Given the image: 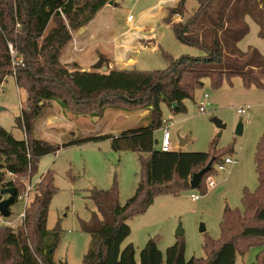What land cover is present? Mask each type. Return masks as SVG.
Returning <instances> with one entry per match:
<instances>
[{
	"label": "trees",
	"instance_id": "obj_1",
	"mask_svg": "<svg viewBox=\"0 0 264 264\" xmlns=\"http://www.w3.org/2000/svg\"><path fill=\"white\" fill-rule=\"evenodd\" d=\"M114 1L0 0V83L13 76L18 88L27 94L16 121L24 131V140H17L0 128V201L3 188L16 189V195L23 192L24 179L35 177L40 159L60 149L35 136L36 125L50 116L49 109L54 103L63 112L77 117L100 118L108 109L125 113L148 111L141 125L116 136L103 135L67 145L109 139L114 151L141 154L140 180L135 194L124 205L119 202L116 182L109 190L91 191L96 212L89 222L81 223L90 235L84 263L235 264L238 252L243 253L254 242H264V135L255 157L257 190H244L242 210H224L222 238L204 243L205 258L187 261L181 236L165 255L156 241L150 239L139 260L133 244H124L131 234V217L144 213L158 195L177 194L191 187L192 176L213 161L211 171L200 181L199 188L206 193V179L214 166L233 151L221 150L214 156L216 149L212 143L208 153L162 152L156 148L155 133L163 127L162 105L173 113H185L184 102L194 98L204 80L219 88L225 80L240 77L245 87H263L264 56L256 49L244 53L238 43L249 32L246 17L259 26V36L264 39V0H196V11L187 19L175 21L174 17H183L185 12L186 0H178L175 7L167 9L164 21L180 43L200 49L203 55H183L178 59L167 56L164 70L109 69V60L103 55L88 71L62 63L63 52L73 35L85 29ZM13 61L20 65L14 67ZM55 191L53 174L48 170L41 176L26 211L25 224L16 229L0 227V264H68L54 260L60 231L47 227ZM258 261L264 264V253Z\"/></svg>",
	"mask_w": 264,
	"mask_h": 264
},
{
	"label": "rangeland",
	"instance_id": "obj_2",
	"mask_svg": "<svg viewBox=\"0 0 264 264\" xmlns=\"http://www.w3.org/2000/svg\"><path fill=\"white\" fill-rule=\"evenodd\" d=\"M176 1L115 0L88 25L86 37H96L95 43L106 38L114 46H119L127 54L125 58L134 60V63L124 60L123 66L133 65L132 68L137 71L164 70L167 68V56L174 59L183 55L202 56L200 49L180 43L172 28L164 21L167 9L176 6ZM159 4L160 8L156 7ZM197 8L196 0H186L183 20L189 18ZM178 19L174 18L175 21ZM245 20L249 32L238 43V48L244 53L256 49L264 56V39L259 36V26L250 17ZM78 33L73 37L80 40L85 32ZM93 55H88L89 60ZM63 58L70 60V52H66ZM84 63L86 67L89 64ZM204 95L208 99H204ZM26 97L25 90L18 88L13 76L0 83V128L20 141L24 140L25 134L16 121L21 116ZM201 101L209 103L203 112L199 108ZM184 103L187 109L185 113H173L166 105H162L163 119L167 121L165 128L171 134L173 151L208 153L214 143V156L221 150L233 149L224 158L237 160V164L227 166L225 171H219L216 164L209 176L216 185L212 189L208 188L206 193L202 192V188L187 187L177 194L158 195L144 213L131 217V234L124 245L133 244L138 260L141 250L150 239L156 241L159 250L165 255L167 249L176 244L179 230L183 231L180 238L185 242V259L205 258L204 243L207 240L218 242L222 238L224 210H242L244 190H257L255 157L258 142L264 135V85L261 88L245 87L240 77H233L215 88L209 80H204L194 98ZM246 106L250 107L248 115H240L238 109ZM49 112L50 116L36 125L35 136L60 149L40 159L34 180L48 170L53 174L56 191L50 202L47 227L60 231L54 260L85 264L90 235L82 229L81 223L89 222L92 213L96 212V206L90 199L91 191L109 190L116 182L119 202L124 205L137 189L141 154L114 151L109 139L67 145L103 135L116 136L123 130L135 128L142 124L143 111L125 113L108 109L100 118L77 117L63 112L54 103ZM214 119L220 120L225 128L219 129ZM240 123L243 131L238 135ZM161 137L160 129L156 131L155 139L160 141ZM182 141L184 143L181 146ZM156 148L159 149V146ZM5 179L6 182L10 180ZM193 194L201 198L193 201ZM2 198L6 199L7 196ZM24 210V202L16 201L10 207L11 215L6 220L18 226V216ZM201 226L205 227V231L201 232ZM263 253L264 242H254L243 253H237L235 264H258Z\"/></svg>",
	"mask_w": 264,
	"mask_h": 264
},
{
	"label": "crops",
	"instance_id": "obj_3",
	"mask_svg": "<svg viewBox=\"0 0 264 264\" xmlns=\"http://www.w3.org/2000/svg\"><path fill=\"white\" fill-rule=\"evenodd\" d=\"M176 2H178V0ZM156 7L160 8V4L157 5ZM166 16H167V11H166ZM176 17H179L177 21L183 20L182 16L181 17L176 16ZM88 25L84 30L85 32L84 37L80 40H78V37L77 38L73 37V40L70 43V45H68L65 48L64 54L62 55V59H61L62 63L74 64L75 66L80 68L82 71H88L90 70L91 66L98 60V57L100 55H103L109 60L108 61L109 69H119V70H133L134 69L132 68L133 65L131 67L123 66L124 60H126V62L133 61V63H134V60L131 58H125L127 54L123 53V51L121 50L119 46H114L111 43V41H108L106 38L99 39L97 43L94 42L96 37L93 38L92 36H90L89 38H87L86 32L88 29ZM79 34H80V31L78 35ZM151 48H154V45H151ZM66 52H70V60L69 59L65 60V58H63ZM87 54L90 56L94 54L93 57L90 58L91 60H89ZM84 62L89 63L87 67L85 66L86 64ZM105 68H104V71H105ZM147 115H148V111H143L141 115V119L143 117H146Z\"/></svg>",
	"mask_w": 264,
	"mask_h": 264
},
{
	"label": "built area",
	"instance_id": "obj_4",
	"mask_svg": "<svg viewBox=\"0 0 264 264\" xmlns=\"http://www.w3.org/2000/svg\"><path fill=\"white\" fill-rule=\"evenodd\" d=\"M130 1H133V0H130ZM10 53L14 57L15 54H14V50L12 49V47H10ZM13 65H14V67L19 66L20 63L17 61L16 62L13 61ZM14 76H15V72H14ZM204 99H208V96L204 95ZM207 106H209L208 102L201 101V103L199 105L200 111L201 112L205 111ZM249 110H250L249 106L242 107V108L238 109V113L240 115H246L247 116ZM166 123H167V121L164 120L163 121V127L161 128L162 137H161V140L158 141V146L162 152L168 153V152H172L173 149H172L171 134L169 133L168 129L165 128ZM235 164H237V160H234L230 157H226L222 160L221 163H219L217 165V169L219 171H225L227 166H233ZM9 176L13 177L12 173H9ZM40 182H41V177L37 178L36 180H34V177H28V178L24 179L25 188H24L23 192H21L20 194L15 196V201H22L25 204V210L18 216V220H19L20 224L18 226H15L12 222L6 220L7 217H3L2 215H0V227H8V228L16 229V228L21 227L25 224L26 211L34 199L36 189H37ZM206 185H207V188L212 189L215 187L216 183L210 177H208L206 179ZM200 198H201V196H199V195H195V194L191 195V199L193 201H198Z\"/></svg>",
	"mask_w": 264,
	"mask_h": 264
},
{
	"label": "water",
	"instance_id": "obj_5",
	"mask_svg": "<svg viewBox=\"0 0 264 264\" xmlns=\"http://www.w3.org/2000/svg\"><path fill=\"white\" fill-rule=\"evenodd\" d=\"M113 2H110L109 5H112ZM85 29H81L80 30V33H83ZM105 70H107V68H105ZM214 123L216 124V126L219 128V129H224L225 128V125L222 124V122L220 120H217V119H214L213 120ZM242 131H243V125L240 123L238 125V128H237V134L238 135H241L242 134ZM184 142L182 141L181 142V146ZM155 144L158 145V141L156 140L155 141ZM212 164H213V161L209 162V164L203 168L202 170H200L199 172L195 173L191 180H190V186L191 188H199L200 186V181L201 179L211 171L212 169ZM1 195L2 196H7L6 199H2L0 201V215H2L3 217H10L11 215V211H10V207L15 203V195H16V189L14 188H3L1 190ZM201 232L205 231V227L204 226H201ZM176 235L178 237L182 236L183 235V231L182 230H179L177 231Z\"/></svg>",
	"mask_w": 264,
	"mask_h": 264
}]
</instances>
